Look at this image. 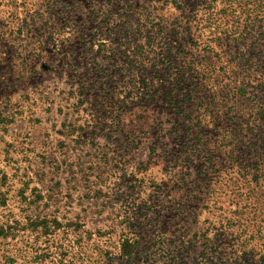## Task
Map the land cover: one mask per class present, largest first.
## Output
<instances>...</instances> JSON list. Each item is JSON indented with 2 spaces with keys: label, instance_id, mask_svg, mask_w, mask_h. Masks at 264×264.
I'll list each match as a JSON object with an SVG mask.
<instances>
[{
  "label": "rangeland",
  "instance_id": "1",
  "mask_svg": "<svg viewBox=\"0 0 264 264\" xmlns=\"http://www.w3.org/2000/svg\"><path fill=\"white\" fill-rule=\"evenodd\" d=\"M198 2L0 0V264H264V92L156 31Z\"/></svg>",
  "mask_w": 264,
  "mask_h": 264
},
{
  "label": "trees",
  "instance_id": "2",
  "mask_svg": "<svg viewBox=\"0 0 264 264\" xmlns=\"http://www.w3.org/2000/svg\"><path fill=\"white\" fill-rule=\"evenodd\" d=\"M167 1L175 9L182 7L177 0ZM193 8L195 12L189 16L174 15L168 21L158 17L156 31L162 34L169 28L174 37H188L191 64L205 74L202 77L211 83L213 92L229 104L230 111L240 113L238 107L246 109L244 123L253 116L259 118L262 105L252 94L257 88L264 92V0H199ZM229 42H239L247 52L252 49L258 61L247 58L245 52L233 56ZM248 101L252 105L246 104ZM217 224L218 230H222L233 229L239 223L235 219L219 218ZM210 229L213 231V227ZM130 240L128 236L122 240L126 255L138 244L136 239ZM220 260V264H225Z\"/></svg>",
  "mask_w": 264,
  "mask_h": 264
}]
</instances>
